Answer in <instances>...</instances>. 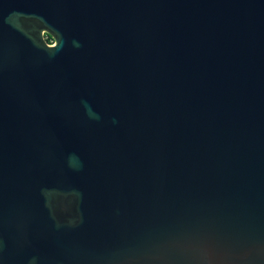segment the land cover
<instances>
[{"label": "water", "instance_id": "1", "mask_svg": "<svg viewBox=\"0 0 264 264\" xmlns=\"http://www.w3.org/2000/svg\"><path fill=\"white\" fill-rule=\"evenodd\" d=\"M0 264H264V0H0Z\"/></svg>", "mask_w": 264, "mask_h": 264}, {"label": "flooded vegetation", "instance_id": "2", "mask_svg": "<svg viewBox=\"0 0 264 264\" xmlns=\"http://www.w3.org/2000/svg\"><path fill=\"white\" fill-rule=\"evenodd\" d=\"M46 41L48 42L49 45H54L55 44V40L48 34H44Z\"/></svg>", "mask_w": 264, "mask_h": 264}]
</instances>
